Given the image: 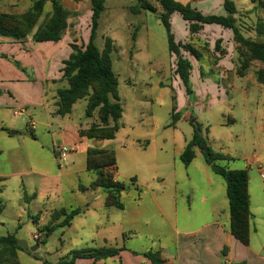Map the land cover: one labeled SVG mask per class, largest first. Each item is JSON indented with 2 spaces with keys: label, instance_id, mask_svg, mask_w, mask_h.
<instances>
[{
  "label": "rangeland",
  "instance_id": "374dc122",
  "mask_svg": "<svg viewBox=\"0 0 264 264\" xmlns=\"http://www.w3.org/2000/svg\"><path fill=\"white\" fill-rule=\"evenodd\" d=\"M58 1L67 8L63 0ZM109 1L116 8L122 3H135V0ZM176 1L184 4L189 0ZM88 4L77 2L76 10L72 11L65 33L67 42L83 44L87 40L89 18L80 14L87 11ZM49 6L47 3L45 11L49 10ZM105 13L101 14L97 36L103 32L109 35V28L102 24ZM157 15L147 11L141 16L128 15L127 19L115 23L117 30L125 35L128 34L126 25L139 27L136 42L133 43L137 50L134 63L127 59L125 69L120 71L111 56L123 109L119 135L117 141L85 139L92 148L114 149L117 153L116 179L119 182L128 184L131 177L136 178L137 190L129 188L121 193L125 211L135 209L139 212L134 220L138 234L126 244L133 249H147L152 246V240L145 236L163 229L164 223L152 205V195L174 191L177 196L183 194L196 199L205 194L204 179L208 178L215 196L223 199V179L210 170L200 149V152L196 150L197 156L188 168L175 156L176 148L184 139L189 141L195 130L205 139L206 149L228 156V160L217 161L218 165L247 171L252 213L250 227L258 232L252 237L255 244L264 238V85L259 84L255 76V70L261 65L253 63L245 75L239 76L236 74V55L227 58L226 67L229 70L222 72L214 67L215 50L214 54L210 52L211 67L200 63L192 55L197 73L191 75V94L186 96L184 87L173 73L174 59L168 66L166 33ZM174 16L173 33L175 38L181 39L182 33L177 31L176 25L179 15ZM100 41L98 37V45ZM58 87L59 84L52 83L49 90L55 93ZM172 97L179 118L173 122V126ZM85 105V100L78 101L68 117H56L55 121H51L50 110L46 109L51 106L30 107L18 116L8 114L9 111L6 114L0 111V119L8 118L14 127L9 134L10 131L17 133L0 142V202L3 205L0 235L13 233L18 240L31 245L40 241H34L33 234H40L39 239L44 237V243L36 250L37 256L25 251L18 253L20 264H70L73 251L95 247L91 239L97 240V232L100 235L117 230L97 229L96 232L99 221L103 226L107 217H119L121 211L107 207L108 213L105 214L100 194L77 190V180L87 184L94 177L92 172L84 171L82 150L77 151L73 160L68 155L63 160V155L56 156L55 153L60 146L68 151L71 149V145L58 134L63 124L84 127L91 120L84 115ZM27 114L31 117H27ZM31 120L35 123V129L30 132ZM7 133H0V136H8L5 135ZM67 136L72 140L70 133ZM121 139L126 142L124 147L120 146ZM74 170L76 174L60 175ZM161 180L164 181L162 184ZM137 195L139 199L135 200ZM91 197L94 213L80 214L74 218L71 227H56L47 237L44 236L42 228L50 225L54 210H84ZM38 216L41 230L34 222Z\"/></svg>",
  "mask_w": 264,
  "mask_h": 264
},
{
  "label": "crops",
  "instance_id": "0c3cea01",
  "mask_svg": "<svg viewBox=\"0 0 264 264\" xmlns=\"http://www.w3.org/2000/svg\"><path fill=\"white\" fill-rule=\"evenodd\" d=\"M231 1L234 3L236 9V13L234 15L236 19V25L243 33V35L248 39L262 41L264 39V4H262V1L264 0ZM63 2L67 6V8L63 7L60 2L59 3L64 8V10L68 12V16L66 18L67 26L61 36V39L58 42L35 43L31 39V35L36 31L45 16L51 11V6H49V10L45 11L46 4L49 3L50 5V2L45 3L44 11L38 19L36 26L32 29L29 35L24 38L18 39L13 37L0 36V111H3L5 114L9 111L8 114L12 113V115L18 116L20 113L29 110L30 107L34 108L40 105L43 107L51 106L50 108L46 109L50 110L49 115L51 116V121H55L56 117H62L61 119L68 117L77 102L80 100H85V115L89 95L77 100L72 105L70 112L64 113L63 115H57L55 113L57 109V103L59 101L57 92L59 89L68 87V83L65 80H60V69L63 66L62 62L66 60L71 53L70 44L75 43L67 42L65 40V33L69 27V19L72 16V11L76 10L77 2L89 3L88 9L87 11H85L86 14L84 15L85 12H83V15H80L83 17L88 16L90 23L91 0H63ZM106 2L107 0H102V11L98 18L94 44L99 50H102L104 48L105 41L109 39L110 58L112 56L114 63L118 67V70L122 71L125 69V62H127V59L129 62L134 63V57L137 50L135 49L133 43L136 42L139 27L135 28L131 27L130 25H126L128 34L125 35L120 33L119 29L117 30L115 23L120 22L119 20L127 19L128 15L141 16L143 12L147 11L139 8L140 0H135V3L130 5L122 3L120 5H117V8L114 7L110 1V3H108L106 7ZM256 2L259 4V6ZM32 4V0H0V13L13 15L23 14L32 6ZM184 4H189L192 8L196 9L203 15H225L226 13L223 6V0H189ZM131 7H136L138 9L137 13H132V11L130 10ZM105 11L106 13L102 20V24L109 28V30L107 31L109 35L106 36V33L103 34V32L101 35L97 36L98 28L100 26V17L101 14ZM159 12L160 10L158 9L157 13ZM174 14L178 13H173L170 17V28L173 35V21L175 20ZM112 18L114 22L111 21ZM176 20L177 31H181L182 33V40L179 39L180 37L175 38L174 35V39L176 42H191L194 45H202L206 43L208 45L209 51L214 54V44L216 41H219V49L223 52L221 53L219 51H215L217 61L214 67L221 70V72L224 69L226 71L229 70L226 67V60L227 58H232L234 55H236L232 45L231 30L215 24H205L202 26V29L196 34L190 35L188 32L187 22L182 20L180 15L176 18ZM111 22L113 24H111ZM258 28L260 31H262L261 33L258 31ZM98 37L101 40L99 45L97 44ZM168 56L169 66V63L172 60V55H170L169 51ZM185 56L191 64L189 77L190 81L192 79L191 75L193 72H196L197 66L195 62H193V59L190 55L185 53ZM56 62L57 64L58 62L60 63L57 68ZM208 66L211 67L209 64ZM54 72H56L55 74L57 75H54ZM114 76L117 81V75H115V73ZM196 76L197 74L195 75V77ZM52 83L60 85V87L55 90V93L50 92L49 90V85ZM169 86L170 88L173 87L171 83ZM185 95L188 96L186 93ZM148 101H150V99H148ZM97 112L98 109H95L92 112L91 116L87 117L85 115L86 118H89L91 120L87 121L84 127H82L81 125L73 126L70 124H63L62 129L58 134H60V138L64 140V142L71 145V149L67 152L68 154H61V156H64L63 160L66 159L67 155L73 160L76 157V154L79 152V149H81L82 156L85 158L84 171L92 172L94 175V177L87 184H82L79 182V180H77V190L81 192L90 191L92 193H98L100 194V199L104 203V191L100 188L91 190L88 188V186L96 177V171L93 168L95 166H98V164L108 165L111 160L113 164L108 166V168L113 171L114 180L118 181L116 179L117 153L114 151V149L111 150L92 148L87 142H85V139L88 138L80 137L78 134L79 131H85L97 127L112 126L114 124L111 119H109L106 124L102 123L98 118ZM27 117L30 118L31 115L27 114ZM9 121L10 120L8 118L4 119L2 117L0 119V133L3 134L6 133V131L8 132L7 134H5L8 136H0V142L5 141V137L13 136L9 134V130L14 128L12 123ZM119 121L118 124L120 125ZM30 124H32L33 128H30ZM34 129L35 123L31 120L29 123V131L31 132ZM69 133L72 140H70V138L67 136V134ZM14 135H17V133ZM118 135L119 131L116 132L114 139L89 140L117 141ZM187 142L188 141L184 139L181 142L180 147L176 148L175 156L177 158H179V155L182 153ZM119 143L120 146L124 147L126 142L121 139ZM89 150H99L103 153L95 156L93 161H91V167L90 165H88L87 160V153ZM196 150L200 152L198 149ZM55 153L56 156H59L58 152ZM94 163L97 165H95ZM189 165L185 168H188ZM68 174H76V170H74L73 172L65 171L63 174L60 173L61 176ZM163 182L164 181L161 180L160 183L162 184ZM204 182L205 183L203 189L205 190V194L199 196L196 199L183 194H179V196H177L176 192L174 191H168L167 193L161 191V195H152V205L155 211L159 214V217L162 219L164 227L159 231L151 232L145 236L150 237V239L152 240V246L147 249H133L128 247L126 244V242L132 241L133 238L138 234L134 222L135 218L139 216V212L137 210L133 209L132 211L127 212L125 211L123 205V209L120 210L121 212L119 217H117V215H115L116 218H113V216L107 217L105 219L107 221H104L103 226L99 221L96 226V232L97 229L109 230L117 228V230L115 233L110 234L102 233L98 235L97 232V240L91 239V242H93V244L95 242V245H93L95 247L91 248L107 247L123 249L120 250L117 256L96 261L95 264H150V262L142 255V253L149 250L158 251L161 258L164 260V264H264V238L260 239L259 242L253 244V234H256L258 232L254 228L253 230H251L250 227L248 245H243L237 239H235L229 231V210L228 202L225 197V186L223 199H220V196H215L214 192L212 191L210 180L208 178H205ZM80 185L86 189L80 190ZM92 199L93 198L91 197L90 201L84 205V210H82V212L78 215H87L94 213L93 211L95 210L94 205L92 204ZM138 199L139 197L137 195L135 197V200ZM1 206L2 207L0 213L3 209L2 203ZM107 209L108 208L105 206V210H103V213L107 214ZM76 216L71 219L68 227H71V223L74 222V218ZM37 218L38 220L34 221L35 226L37 228H40L41 226L38 224L40 220L39 216ZM61 218L55 221L51 220L50 225L51 223H53V225L58 224ZM83 261L85 262L82 264L92 263V261L89 259H77L74 261V264Z\"/></svg>",
  "mask_w": 264,
  "mask_h": 264
},
{
  "label": "trees",
  "instance_id": "16d2710c",
  "mask_svg": "<svg viewBox=\"0 0 264 264\" xmlns=\"http://www.w3.org/2000/svg\"><path fill=\"white\" fill-rule=\"evenodd\" d=\"M32 6L23 14H5L0 13V36L24 38L29 35L36 26L38 19L44 11L46 2H50L51 11L45 16L36 31L31 35L35 43L53 42L56 43L67 26L66 18L68 12L64 10L57 0H32ZM225 15H203L189 4H181L175 0H140L139 8L150 13H157V18L166 32L167 47L172 55L173 73L177 80L184 87L187 95L191 94L189 88V77L191 64L186 58L185 53L194 56L200 63L209 64L210 51L208 45H194L191 42H176L170 28V17L173 13H178L182 20L188 24L190 35L196 34L205 24H215L231 30L232 45L238 59L236 74L245 75L253 63L261 65L255 70V76L259 84L264 85V39L256 41L246 38L236 25V9L231 0H223ZM132 13H137L136 7H131ZM102 11V0H91L90 25L87 41L84 44H70L71 53L66 60L62 62L60 69V80H65L68 87L59 89L57 94L59 101L57 103L56 114L63 115L70 112L72 105L79 99L89 95L85 110L87 117L91 116L95 109H98L99 120L106 124L111 119L112 126L91 128L85 131H79L80 137L94 140L114 139L119 129L118 121L121 118L122 107L117 95V81L112 71V62L110 58V41H105L104 48L99 50L94 44L95 32L98 18ZM258 31L261 33L262 31ZM219 41L214 44V50L220 51ZM217 61V58H216ZM214 61V64L216 63ZM172 89V88H171ZM173 90V89H172ZM174 97H172V125L178 121V113L175 111ZM34 138V137H33ZM206 148V141L196 130L191 139L186 143L179 160L184 167H187L196 156V149L201 150L205 163L210 170L223 179L225 186V197L228 202L229 210V231L231 235L243 245L249 244L250 236V200L248 194V174L245 169H229L217 164V161L228 160V156L212 152ZM98 154H103L99 150H89L87 153L88 165H90ZM95 164V163H94ZM109 164L95 166V179L88 186L89 189H102L105 193L104 204L106 207H114L122 210L121 193L129 188L137 190L135 178L132 177L128 184L115 181ZM97 165V164H95ZM113 169V168H112ZM2 178H0L1 180ZM84 190L83 186H79ZM0 202V210H1ZM82 212L81 208L56 210L52 214V221L61 217L63 219L54 225L43 227L44 236L47 237L56 227L69 226L71 219ZM37 221L38 218H35ZM15 234L0 235V264H20L18 252L23 251L17 245ZM44 243V237L39 241ZM123 248H85L73 251L70 264H74L77 259H89L91 264L106 258L115 257ZM142 255L150 264H164L158 251L149 250Z\"/></svg>",
  "mask_w": 264,
  "mask_h": 264
},
{
  "label": "water",
  "instance_id": "95a60500",
  "mask_svg": "<svg viewBox=\"0 0 264 264\" xmlns=\"http://www.w3.org/2000/svg\"><path fill=\"white\" fill-rule=\"evenodd\" d=\"M194 121V120H193ZM192 121V122H193ZM10 134L11 135H14L16 134V132L14 131H10ZM203 151H206V148L202 149ZM17 245L19 247L22 248L23 251H25L26 253H30V254H33L34 256H37L36 254V250L38 248H40L42 246V243H35L34 245H31L29 243H26L24 241H21V240H17Z\"/></svg>",
  "mask_w": 264,
  "mask_h": 264
},
{
  "label": "built area",
  "instance_id": "2783aa9c",
  "mask_svg": "<svg viewBox=\"0 0 264 264\" xmlns=\"http://www.w3.org/2000/svg\"><path fill=\"white\" fill-rule=\"evenodd\" d=\"M14 114H16V113H14ZM30 128H33V127H32V124H30ZM57 152L59 153V156H61V154H64V153L68 152V149L65 148L64 146H60V147L57 148ZM63 159H64V158H63ZM39 235H40V234H37V233L33 234V235H32L33 240H34V241H39V240H41L42 238L39 239Z\"/></svg>",
  "mask_w": 264,
  "mask_h": 264
}]
</instances>
